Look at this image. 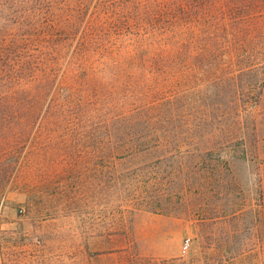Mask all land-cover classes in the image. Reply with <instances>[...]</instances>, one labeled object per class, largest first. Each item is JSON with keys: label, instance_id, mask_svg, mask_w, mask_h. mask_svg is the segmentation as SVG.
<instances>
[{"label": "rangeland", "instance_id": "1", "mask_svg": "<svg viewBox=\"0 0 264 264\" xmlns=\"http://www.w3.org/2000/svg\"><path fill=\"white\" fill-rule=\"evenodd\" d=\"M259 25L244 43L230 27L218 32L230 55L256 59L235 87L215 80L223 71L213 63L211 85L181 68L176 98L164 97L162 160L136 147L125 160H97L77 129L47 132L46 116L36 142L0 160V264H264Z\"/></svg>", "mask_w": 264, "mask_h": 264}, {"label": "trees", "instance_id": "2", "mask_svg": "<svg viewBox=\"0 0 264 264\" xmlns=\"http://www.w3.org/2000/svg\"><path fill=\"white\" fill-rule=\"evenodd\" d=\"M262 20L264 0H0V160L36 142L48 115L47 132L77 129L97 160H125L132 147L162 160L164 97L176 98L181 68L211 85L213 63L215 80L235 87L256 59L230 55L218 32L244 43Z\"/></svg>", "mask_w": 264, "mask_h": 264}, {"label": "built area", "instance_id": "3", "mask_svg": "<svg viewBox=\"0 0 264 264\" xmlns=\"http://www.w3.org/2000/svg\"><path fill=\"white\" fill-rule=\"evenodd\" d=\"M189 242H190V239H186L183 246L185 249H187L189 247Z\"/></svg>", "mask_w": 264, "mask_h": 264}]
</instances>
